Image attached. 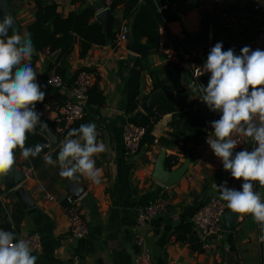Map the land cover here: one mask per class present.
<instances>
[{"label": "crops", "instance_id": "1", "mask_svg": "<svg viewBox=\"0 0 264 264\" xmlns=\"http://www.w3.org/2000/svg\"><path fill=\"white\" fill-rule=\"evenodd\" d=\"M9 1L19 32L27 36V28L34 20V0ZM45 1L55 4L62 16L91 7L94 9L92 20L98 22V14L108 9L110 4V0ZM230 6L236 8L233 13L227 11ZM111 15V31L123 23L128 27L132 25V17L122 19L121 7ZM203 22L209 28L207 45L219 41L223 43L224 50L234 49L239 55L241 49L264 30V0H198L195 8L182 10L176 21L169 22L167 28L160 30L157 51L133 52L128 48L127 38L118 46L111 43L94 45L85 57L80 58L78 46H74L66 58L67 79L81 69L94 72V82L105 99L101 107L84 105L88 120L97 126L98 142L102 141L107 146L104 153L94 157L103 176L99 184L85 176L77 180L85 189L76 203L88 223L89 233L85 238L75 239L69 234V223L63 210L64 186L68 178L59 175V163L46 164L44 153L40 156L41 164L33 168L29 159L26 160L29 166H25L22 155H16L15 166L19 170L24 167L34 169L33 176L21 184L34 203V210L27 212L15 190L6 191L0 182V229L14 231L17 236L37 232L42 241L41 251L33 253L38 257L37 264H132L135 254L131 243L133 232H139L144 238L154 264H264V242L260 239L264 233L251 215L239 214L232 232L221 230L218 238H198L203 244L202 252L192 250L187 243L177 239V230L191 224L194 212L210 198L219 199L227 207V202L220 198L213 184L228 181L229 187L240 189L243 183L224 170L222 161L206 142L214 131L211 121L217 120L218 116L220 118L219 112H214L216 118L207 123V133L196 146L185 142L183 136L173 138L171 112L162 114L152 127L154 141L151 145L134 153L127 152L123 145L125 126L134 123L141 114L146 115L140 105L155 91L162 90L159 101L165 99L167 105L175 110L174 114H182L184 119L187 118L184 114L188 107V110H193L194 105L200 106L202 101L190 87L194 82L180 53L187 55L191 63L195 58L198 61L207 58L204 48L189 47ZM138 41L146 45L144 41ZM53 55L47 52L38 55L35 70L41 85H46L45 76L52 71L48 66L57 58L55 54V58L50 60ZM134 68L140 72L138 103L133 111H126L129 76ZM154 83L161 85L154 90ZM45 90L43 117L54 123L56 129V108L73 100L71 88L63 83L59 88L47 85ZM66 138L68 136L62 141ZM161 138L174 140L175 144L165 146L160 142ZM245 144L251 148L254 146L250 139ZM235 151L240 149L237 147ZM49 152L56 160L59 150L48 149L46 153ZM162 153L164 160L169 156L177 158L176 165L165 166L166 171L175 170L189 161L180 180L170 187L163 186L152 177L155 163ZM255 190L264 198V187L256 184ZM48 195L52 200L46 198ZM157 197L167 201V210L144 226H135L138 212Z\"/></svg>", "mask_w": 264, "mask_h": 264}, {"label": "clouds", "instance_id": "2", "mask_svg": "<svg viewBox=\"0 0 264 264\" xmlns=\"http://www.w3.org/2000/svg\"><path fill=\"white\" fill-rule=\"evenodd\" d=\"M35 54L31 37L17 30L15 18L9 13L0 16V177L7 176L16 165L17 150L28 160L39 157L48 147L40 143L26 146L30 133L49 127L36 107L45 101L47 85L38 81L32 65ZM205 73H211L207 86L196 83L190 87L211 111L220 113L218 120L211 121L214 131L206 142L224 170L243 181L240 189L229 187L228 181L212 187L229 209L251 215L264 233V198L255 190L257 183L264 187V50L245 46L237 55L234 49L224 50L223 43L218 42L206 62L194 66L196 81ZM67 136L57 159L49 152L44 154V162H58L61 177L78 180L85 176L99 184L103 173L94 157L104 153L107 146L98 142L96 124H82ZM247 139L254 143L251 150L234 151ZM260 239L264 242V234ZM37 259L29 240L0 229V264H37Z\"/></svg>", "mask_w": 264, "mask_h": 264}, {"label": "trees", "instance_id": "3", "mask_svg": "<svg viewBox=\"0 0 264 264\" xmlns=\"http://www.w3.org/2000/svg\"><path fill=\"white\" fill-rule=\"evenodd\" d=\"M35 11L34 20L27 28V36H30L35 48L36 54L32 57V65L36 69L38 55L41 52H47L49 55L56 54V60L49 64L48 69L53 70L72 89L76 73L67 79L68 64L66 58L71 54L74 46H78V55L83 58L94 45H105L107 43L114 44L118 29L111 31L110 36L106 37L102 24L92 20L94 18V9L86 7L75 12L69 13L67 16H62L57 11V6L52 3H47L45 0H34ZM198 5V0H110L108 9L113 13L118 7L122 8V19L132 17V25L134 27L136 38L148 47H152L155 51L160 45V30L167 28V24L178 19V14L182 10L195 8ZM235 7H228L227 11L233 13ZM205 18L209 21L207 14ZM9 35H11L9 31ZM206 54V53H205ZM207 55V54H206ZM200 61V60H199ZM198 59L195 58V63ZM84 70V69H82ZM209 76H202V83L207 86ZM140 81V72L137 69H132L129 76L128 94L126 111H133L138 103V86ZM160 83H154V90L158 89ZM104 95L96 82L87 91L86 103L95 107H101L104 104ZM37 111L43 112L45 101L37 104ZM185 111L187 116L183 118L174 114L175 110L170 105H167L165 99H161L154 110L150 114H141L134 124L144 129V134L140 140L139 148L149 146L153 143L154 138L151 136V130L160 116L164 113H173V119L170 124L172 128V136L177 139L178 136H183L185 142H189L196 146L206 135L207 123L216 118L213 111L208 106L201 102L196 110ZM219 117V116H218ZM218 117L216 118L218 120ZM48 128L55 129L54 123L42 117ZM86 113L83 118L78 120L68 132L73 128H79L82 124H88ZM67 136V135H66ZM165 146L175 144L174 140L166 138L159 139ZM37 143L47 144V140L40 134L34 132L28 135L26 146L33 147ZM48 151V147L40 154V156ZM20 153L17 150L16 155ZM39 157L29 158L33 168L38 167L42 159ZM177 164V158L169 156L165 159V166L172 167ZM23 165L29 166L26 160ZM177 239L183 243H187L189 247L196 251H203V244L196 236L192 224H187L177 230Z\"/></svg>", "mask_w": 264, "mask_h": 264}, {"label": "built area", "instance_id": "4", "mask_svg": "<svg viewBox=\"0 0 264 264\" xmlns=\"http://www.w3.org/2000/svg\"><path fill=\"white\" fill-rule=\"evenodd\" d=\"M128 34V25L125 23L121 24L117 30L114 46L124 43L128 38ZM218 42L219 41H213L206 46L205 52L207 55L209 54L211 48L214 47V45ZM248 46L252 50H256L258 48L264 50V30L258 32L249 41ZM180 57L184 60V63H186V68H188L194 84L202 83V76L211 75V73H205L199 78L198 81H196L193 76L194 66H202L206 62L207 58L202 59L197 63H191L188 59V56L184 53H180ZM95 78L96 76L94 72L82 69L78 70L71 89L73 100L71 102H65L56 108V129L54 130L62 138L67 135L66 132L69 128H71V126L84 117V105L86 103L87 91L93 85ZM49 80H51V84H48ZM45 83L52 88H59L63 85L61 77L53 70L46 74ZM196 109L197 106L194 105L193 111ZM143 134L144 129L142 127H138L134 123L126 125L123 132V145L125 150L127 152L134 153L139 148L140 140ZM238 148L240 150L243 148H248L249 150L252 149L245 143L238 145ZM21 171L25 179L31 178L34 174V169L31 167H24ZM46 198L48 200H52L50 195L46 196ZM167 205L168 203L164 198L157 197L153 202H150L146 207L138 212L135 218V226H144L155 216L165 212L167 210ZM63 210L68 219V231L70 236L75 239L87 237L89 233V226L86 220L83 218L82 213L77 206L76 200L66 196L64 198ZM227 210L228 209L226 205L216 198H210L205 204L199 207L191 217V224L198 238L201 240L218 238L221 233L220 217ZM17 237L29 240L33 248V253L41 251L42 241L37 232H33L26 236ZM131 243L135 248L132 264H154L151 259L150 252L145 245L144 238L139 232H133L131 234Z\"/></svg>", "mask_w": 264, "mask_h": 264}, {"label": "water", "instance_id": "5", "mask_svg": "<svg viewBox=\"0 0 264 264\" xmlns=\"http://www.w3.org/2000/svg\"><path fill=\"white\" fill-rule=\"evenodd\" d=\"M4 13H9L13 16L11 8H10V1L9 0H0V16ZM14 17V16H13ZM98 20L102 24L103 31L106 37L110 36L111 28L113 24V18L110 13L109 9H106L98 14ZM16 21V20H15ZM16 28L19 31L18 24L16 22ZM208 34L209 28L206 22L202 23L201 30L192 37V41L189 44V47L195 46L200 49H205L208 43ZM128 48L133 51L137 52L138 54L144 53L147 50L153 49L152 47H148L146 45L140 44L136 38L135 31L133 25L129 27V34H128ZM55 58V54L50 57V60ZM162 90L155 91L151 94L146 100L142 102L141 109L142 111L148 115L151 111L157 106L160 95ZM36 133L42 135L47 140V145L49 150L58 149L60 151V144L62 142V137L58 135L54 130L47 129L44 131H40L37 129ZM235 151V150H234ZM189 161L186 160L179 168L171 171L165 170V160L164 154L162 153L154 166V172L152 177L162 184L163 186L170 187L172 184L178 182L182 175L185 173ZM25 180L23 173L19 170L16 166L12 169V171L7 175L0 177V182L3 188L6 191L15 190V194L19 201L21 202L23 208L27 211L34 210V203L32 202L30 196L25 191V189L21 186L23 181ZM258 186H260L257 183ZM261 187V186H260ZM84 187L81 186L77 180L74 179H67V182L64 186V193L66 196L71 197L72 199L76 200L80 197V195L84 192ZM239 216L238 213H234L232 210H227L221 217H220V228L222 231L232 232L234 230V224Z\"/></svg>", "mask_w": 264, "mask_h": 264}]
</instances>
